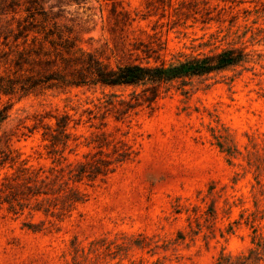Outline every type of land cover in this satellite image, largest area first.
<instances>
[{
  "label": "rangeland",
  "instance_id": "1",
  "mask_svg": "<svg viewBox=\"0 0 264 264\" xmlns=\"http://www.w3.org/2000/svg\"><path fill=\"white\" fill-rule=\"evenodd\" d=\"M49 5L111 67L228 48L249 60L120 119L144 87L0 95V264H264V0ZM62 114L68 141L52 145L43 127Z\"/></svg>",
  "mask_w": 264,
  "mask_h": 264
},
{
  "label": "trees",
  "instance_id": "2",
  "mask_svg": "<svg viewBox=\"0 0 264 264\" xmlns=\"http://www.w3.org/2000/svg\"><path fill=\"white\" fill-rule=\"evenodd\" d=\"M81 1L84 0H71L76 4ZM107 1L114 3L117 0ZM49 2L0 0V16L3 18L0 44L6 66L0 73V95L21 100L52 90L79 87H144L142 96L131 95L134 103L130 100L115 104L120 119L136 107H151L166 86L178 83L184 87L192 79L216 75L249 60L243 48H228L207 55L184 56L182 60L169 64L129 63L111 67L104 63L98 51H85L79 47L68 28L57 23ZM6 118L7 109L3 108L0 110V129ZM53 118L55 127L44 125L42 138L52 145L65 146L70 117L62 114ZM7 160L8 155L0 147V166Z\"/></svg>",
  "mask_w": 264,
  "mask_h": 264
}]
</instances>
